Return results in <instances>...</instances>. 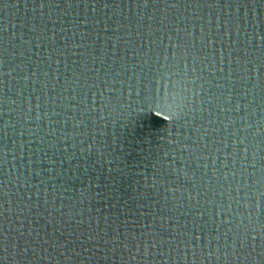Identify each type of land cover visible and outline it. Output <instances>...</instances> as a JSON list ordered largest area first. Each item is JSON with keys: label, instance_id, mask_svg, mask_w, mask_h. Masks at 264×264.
<instances>
[{"label": "clouds", "instance_id": "1", "mask_svg": "<svg viewBox=\"0 0 264 264\" xmlns=\"http://www.w3.org/2000/svg\"><path fill=\"white\" fill-rule=\"evenodd\" d=\"M175 116H176V117L179 116V111H178V110L176 111Z\"/></svg>", "mask_w": 264, "mask_h": 264}]
</instances>
